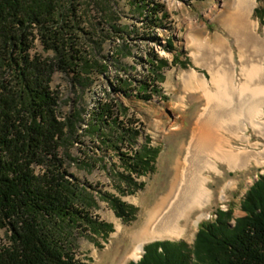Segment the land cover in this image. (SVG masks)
<instances>
[{
  "label": "trees",
  "instance_id": "16d2710c",
  "mask_svg": "<svg viewBox=\"0 0 264 264\" xmlns=\"http://www.w3.org/2000/svg\"><path fill=\"white\" fill-rule=\"evenodd\" d=\"M260 1L254 15L264 24ZM162 9L157 4L152 11ZM82 20L79 0H0V227L7 230L0 264H92L80 256L81 236L96 231L108 238L115 230L93 215L98 192L71 170V161L79 159L71 147L81 139L86 109L76 106L63 118L62 95L54 88L59 71L86 84L90 72L109 69L81 46ZM112 30L124 29L115 23ZM163 64L155 67L157 75ZM120 80L119 90L139 88V96L151 98L143 93L152 86L148 80ZM92 118L86 131L101 136L124 164L119 188H143L146 181L137 176L155 169L158 149L148 143L134 147L142 134L135 117L121 119L118 102L107 99ZM113 204L124 220L135 217V204L120 196ZM242 209L236 216L232 207L218 208L215 218L202 221L192 243L149 242L131 264H264V173L248 189Z\"/></svg>",
  "mask_w": 264,
  "mask_h": 264
},
{
  "label": "rangeland",
  "instance_id": "374dc122",
  "mask_svg": "<svg viewBox=\"0 0 264 264\" xmlns=\"http://www.w3.org/2000/svg\"><path fill=\"white\" fill-rule=\"evenodd\" d=\"M79 1L83 17L82 30L78 31L81 46L90 56L109 63V69L106 72H90L92 81L83 82L86 84L59 71L55 75L54 88L62 95L63 118L76 106L86 109L85 121L80 127L81 139L71 147L73 155L79 158L78 161H71V170L98 192V203L92 208L93 215L115 226L108 238L96 231L81 236L80 256L92 264H118L132 249L133 233L145 221L147 210L155 205L160 193L166 189V167L173 166L180 148L191 137L198 112L207 103L203 89L185 86V75L198 71L210 78L209 63L206 61L226 62L227 57L220 54L218 39H225L234 48L239 73L238 36L241 38L244 32L237 33L241 22L235 19L239 12L237 0ZM157 4L165 10L154 13L152 10ZM260 4L261 1L256 0V5L245 17L264 36V24L260 17L254 15L255 7ZM156 17L157 24L152 20ZM100 21H105V24H99ZM235 21L237 26H234ZM115 23L124 30H112ZM209 39L211 41H207ZM126 45L130 51L123 48ZM39 48L42 49V46ZM163 60L166 63L163 64ZM160 63L163 65L156 70L157 75L154 70ZM121 77L148 80L152 86L143 93H151V98L139 96V88L128 92L119 90ZM237 77L238 80L241 78L239 74ZM107 99L118 102L121 119L133 115L136 126L142 129L135 148H142L148 143L158 149L155 169L137 176L139 181L144 183L145 180L146 183L136 192L129 187L126 192L119 188L123 179L120 171L124 170L119 152L103 143L101 136L93 137L86 131L95 110ZM249 134L251 141L235 139V146L264 150V134L255 129H251ZM221 166L224 174H215L211 183L216 197L209 205V214L189 227L184 235L169 238L194 242L201 222L215 218L220 207H232L236 216L244 213V196L258 175L264 172V164L253 163L242 170H232L223 163ZM230 180L236 186H229L227 196L223 198L222 187ZM115 196L138 207L134 218L124 220L118 215L113 204ZM119 225L122 229L118 228ZM6 233L7 230L0 227V243L7 238Z\"/></svg>",
  "mask_w": 264,
  "mask_h": 264
},
{
  "label": "bare ground",
  "instance_id": "6f19581e",
  "mask_svg": "<svg viewBox=\"0 0 264 264\" xmlns=\"http://www.w3.org/2000/svg\"><path fill=\"white\" fill-rule=\"evenodd\" d=\"M236 3L239 12L235 19L241 21L237 33L244 32L241 38L238 36L241 70L238 73L230 42L218 39L220 54L227 57L226 62L207 60L210 78L198 71L185 75V86L203 89L207 103L198 112L191 137L180 148L173 166L166 167V189L147 210L145 221L133 233L132 249L118 264H131L141 257L148 241L182 236L208 215L209 205L216 197L211 183L215 174H224L222 163L232 170H242L253 163L264 164V150L237 148L234 143L240 138L251 141V129L264 134V36L245 17L256 0ZM229 186L236 183L230 180L222 187L223 198Z\"/></svg>",
  "mask_w": 264,
  "mask_h": 264
}]
</instances>
